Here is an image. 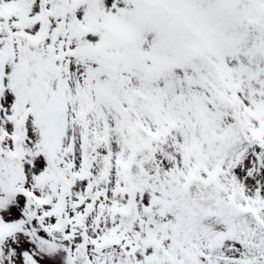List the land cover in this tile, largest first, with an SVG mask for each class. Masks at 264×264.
Wrapping results in <instances>:
<instances>
[{
  "label": "snow or ice",
  "instance_id": "obj_1",
  "mask_svg": "<svg viewBox=\"0 0 264 264\" xmlns=\"http://www.w3.org/2000/svg\"><path fill=\"white\" fill-rule=\"evenodd\" d=\"M0 264H264V0H0Z\"/></svg>",
  "mask_w": 264,
  "mask_h": 264
}]
</instances>
